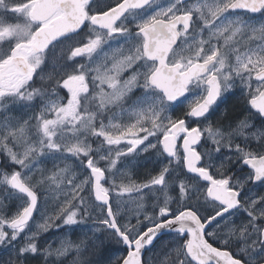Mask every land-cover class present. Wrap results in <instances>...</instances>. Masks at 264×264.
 Segmentation results:
<instances>
[{
    "label": "snow or ice",
    "instance_id": "1",
    "mask_svg": "<svg viewBox=\"0 0 264 264\" xmlns=\"http://www.w3.org/2000/svg\"><path fill=\"white\" fill-rule=\"evenodd\" d=\"M0 264H264V0H0Z\"/></svg>",
    "mask_w": 264,
    "mask_h": 264
}]
</instances>
